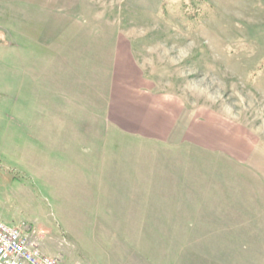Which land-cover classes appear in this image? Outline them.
<instances>
[{"label":"rangeland","instance_id":"1","mask_svg":"<svg viewBox=\"0 0 264 264\" xmlns=\"http://www.w3.org/2000/svg\"><path fill=\"white\" fill-rule=\"evenodd\" d=\"M135 87L183 108L190 143L121 132ZM69 117L84 136L45 145ZM192 191L234 200L264 264V0H0L2 222L59 264H122L141 239L97 207Z\"/></svg>","mask_w":264,"mask_h":264},{"label":"crops","instance_id":"2","mask_svg":"<svg viewBox=\"0 0 264 264\" xmlns=\"http://www.w3.org/2000/svg\"><path fill=\"white\" fill-rule=\"evenodd\" d=\"M129 97V100L124 99V102L118 105L121 132L145 139H161L173 145L190 143L187 142L190 141L189 135H185L187 128L184 131V125L188 124L189 117L184 113L183 108L175 103H166L163 97L150 91L139 92L137 87L134 94H129ZM122 110L128 115L122 116L124 114ZM133 117L134 119H131ZM73 121L74 118H68L70 130L65 133L52 136L46 131L42 135L45 139L44 144H49L51 138L83 137L84 132L74 130ZM124 121L129 122L124 123ZM187 132L190 133L189 130ZM208 132L206 128L198 130L200 136L198 138H209ZM201 144L198 142V145ZM58 145L63 147L64 143L58 142ZM59 150L62 151L61 148ZM93 150L89 148V152L93 153ZM65 151L63 153L66 154L73 152L69 149ZM112 198L111 201L109 200V205L98 206V210L108 213L113 210V206L115 208L118 205L119 217L128 216L125 220L122 218L119 220V233L128 235L135 233L141 239L135 244L131 253L120 249V257L122 255L124 258L122 264H176L175 257H178L177 264L178 262L180 264H263L260 263L263 257H260L248 242L245 245L235 242L234 234L236 230L238 232L241 230L235 226L234 200L229 199L228 196L219 197L213 193L192 191L179 195L156 194ZM178 227H182L181 230H178ZM176 233L183 235L186 242L178 256L174 251ZM247 233L251 232L243 229L240 234ZM165 235L168 239L164 243L160 237ZM193 237L197 238L191 240ZM188 240L190 241L187 242Z\"/></svg>","mask_w":264,"mask_h":264},{"label":"built area","instance_id":"3","mask_svg":"<svg viewBox=\"0 0 264 264\" xmlns=\"http://www.w3.org/2000/svg\"><path fill=\"white\" fill-rule=\"evenodd\" d=\"M30 227H13L0 220V264H59L43 253Z\"/></svg>","mask_w":264,"mask_h":264}]
</instances>
